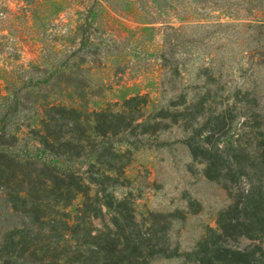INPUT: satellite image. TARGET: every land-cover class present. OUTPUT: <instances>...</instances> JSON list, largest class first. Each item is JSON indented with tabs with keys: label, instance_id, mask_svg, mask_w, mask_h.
Wrapping results in <instances>:
<instances>
[{
	"label": "rangeland",
	"instance_id": "374dc122",
	"mask_svg": "<svg viewBox=\"0 0 264 264\" xmlns=\"http://www.w3.org/2000/svg\"><path fill=\"white\" fill-rule=\"evenodd\" d=\"M132 98L138 103L126 106ZM134 107L133 128L107 136L124 175L103 193L90 188L127 203L149 245L146 264H199L195 254L212 240L258 257L264 236L217 238L218 216L236 188L208 179L188 143L255 149L262 165L264 0H0V242L27 229L31 247L63 244L12 214L6 192L42 176L8 160L73 171L89 183L104 140L100 116ZM64 141L72 147L50 148ZM257 169L259 185L264 167ZM239 180L247 193L246 177ZM115 214L103 206L92 236L113 231ZM84 248L88 260L94 245L87 240ZM52 255L43 248L21 261L54 264Z\"/></svg>",
	"mask_w": 264,
	"mask_h": 264
},
{
	"label": "trees",
	"instance_id": "16d2710c",
	"mask_svg": "<svg viewBox=\"0 0 264 264\" xmlns=\"http://www.w3.org/2000/svg\"><path fill=\"white\" fill-rule=\"evenodd\" d=\"M139 98H132L125 102L126 106L138 103ZM137 106V105H136ZM129 113L120 111L100 116L101 136H104L103 146L96 162L90 164V182L73 171L58 173L49 166L42 164L37 168L30 162L18 163L8 160L19 168L21 172H39L42 176L29 178L27 186H22L19 191L6 192L5 201L13 215L20 219L27 220L30 226H37L35 234L62 242L60 250L50 249L43 246L46 252L52 253L54 264H61L60 258L64 259L62 264H146L150 254L145 252L148 248L147 240L141 238L134 228L132 216L126 214L127 203L123 201L107 199L98 193L91 195L90 185L99 187L97 192H104L108 185L119 183L124 175V165H120L118 155L112 151L107 136L115 135L133 128L136 120L133 111ZM222 129V128H221ZM219 129V130H221ZM219 133V132H218ZM223 132L220 136L225 135ZM258 135L264 136L263 132ZM210 133L208 138H212ZM192 157H199V161L205 164V174L211 180L229 181L236 188V196L232 204L224 209L218 216L217 228L220 231L217 238L234 237L244 235L252 239H261L264 236V176L263 170L258 171L255 177L256 185L253 182V170L262 165L255 164L254 150H247L241 146L232 147L228 153L224 150L203 148L188 143ZM264 156L263 142L257 145ZM70 141H64L56 148L62 151L71 148ZM249 147V146H247ZM6 156L0 154V159ZM24 164V166H23ZM98 166V169L96 167ZM259 166V167H258ZM33 167V168H32ZM100 167V168H99ZM27 168H29L27 170ZM257 169V170H258ZM27 170V171H26ZM100 170L102 171L100 173ZM112 172L115 177L105 174ZM251 172L254 174H251ZM246 177L249 182V189L244 193L239 178ZM126 181L124 178L122 182ZM23 184V183H22ZM226 187H229L225 185ZM80 198V200L78 199ZM106 198V200H103ZM112 207L116 214L112 219L114 230H108L107 234L96 233L92 236V221L96 219L103 206ZM69 208L72 210L68 211ZM28 228V227H27ZM94 229V228H93ZM29 230H13L4 236L0 242V260L2 264H25L21 259L25 253L35 255L43 248L31 247L26 238ZM20 234L21 239L14 236ZM217 234V233H214ZM90 240L94 249L90 250L91 255L87 260L84 253L89 249L84 248V243ZM217 241L212 240L201 249V256L195 254L199 264H264V248L257 247L258 257L251 253L222 248L216 246ZM189 255V254H188Z\"/></svg>",
	"mask_w": 264,
	"mask_h": 264
}]
</instances>
